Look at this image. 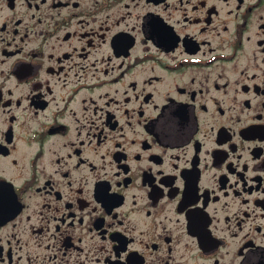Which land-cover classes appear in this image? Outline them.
<instances>
[{
	"label": "flooded vegetation",
	"instance_id": "obj_1",
	"mask_svg": "<svg viewBox=\"0 0 264 264\" xmlns=\"http://www.w3.org/2000/svg\"><path fill=\"white\" fill-rule=\"evenodd\" d=\"M0 264H264V0H0Z\"/></svg>",
	"mask_w": 264,
	"mask_h": 264
}]
</instances>
